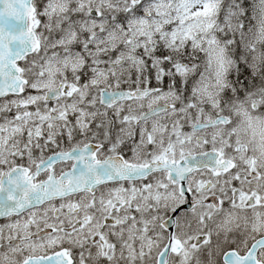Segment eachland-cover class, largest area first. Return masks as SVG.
Returning <instances> with one entry per match:
<instances>
[{
    "label": "snow or ice",
    "instance_id": "1",
    "mask_svg": "<svg viewBox=\"0 0 264 264\" xmlns=\"http://www.w3.org/2000/svg\"><path fill=\"white\" fill-rule=\"evenodd\" d=\"M0 264H264V0H0Z\"/></svg>",
    "mask_w": 264,
    "mask_h": 264
}]
</instances>
